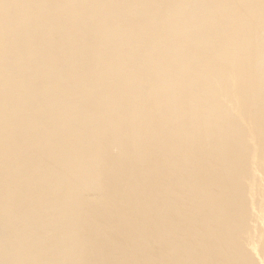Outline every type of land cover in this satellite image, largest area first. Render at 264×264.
Listing matches in <instances>:
<instances>
[{
	"label": "bare ground",
	"instance_id": "bare-ground-1",
	"mask_svg": "<svg viewBox=\"0 0 264 264\" xmlns=\"http://www.w3.org/2000/svg\"><path fill=\"white\" fill-rule=\"evenodd\" d=\"M0 264H264V0H0Z\"/></svg>",
	"mask_w": 264,
	"mask_h": 264
}]
</instances>
